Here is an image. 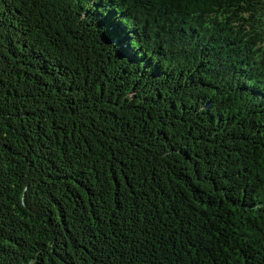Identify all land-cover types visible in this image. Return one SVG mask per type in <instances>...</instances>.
Listing matches in <instances>:
<instances>
[{
	"label": "trees",
	"instance_id": "16d2710c",
	"mask_svg": "<svg viewBox=\"0 0 264 264\" xmlns=\"http://www.w3.org/2000/svg\"><path fill=\"white\" fill-rule=\"evenodd\" d=\"M0 264H264V0H0Z\"/></svg>",
	"mask_w": 264,
	"mask_h": 264
}]
</instances>
